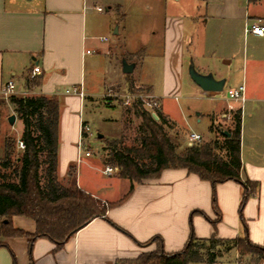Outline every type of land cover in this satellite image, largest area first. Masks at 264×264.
<instances>
[{
    "label": "crops",
    "instance_id": "obj_1",
    "mask_svg": "<svg viewBox=\"0 0 264 264\" xmlns=\"http://www.w3.org/2000/svg\"><path fill=\"white\" fill-rule=\"evenodd\" d=\"M103 2L107 12L120 16L123 24L116 27L115 18L102 21L101 25L113 31L115 41L100 50L97 46L89 48L87 32L89 10L103 7ZM132 2L125 7L122 0H0V157L4 154L5 138L13 134L15 123L20 122L16 118L14 125L10 124L14 106L3 95L4 86L14 81L15 95L30 92L56 97L60 102L59 180L66 182L68 170L74 165L81 190L103 203L120 202L105 218L93 220L60 249L45 238L37 239L32 246L27 238L6 240L8 248L0 249V264H13L12 253L19 264H31V258L34 264H115L120 259L154 251L156 245L146 243L157 236L162 238L168 254L178 253L191 237L209 239L215 233L212 222L217 215L211 206L214 191L221 214L216 235L230 241L244 237L246 231L239 211L244 188L238 182L228 181L214 189L210 182L185 169L165 170L157 179L135 184L127 196L131 186L127 184L123 192L119 185L122 178L117 174L106 176V162L92 159L93 155L78 160L81 122L90 126L85 120L87 104L95 106L101 102L106 106L102 99L109 88L125 85L123 59L135 64L132 74L147 63L149 79L135 80L158 99L160 112L172 125L169 131L180 128L187 132L186 143L192 131L178 123L168 102L181 100L189 65L193 63L203 75L212 74L215 79L226 81L220 97L219 93L203 91L191 79L194 98L188 99L200 101L193 106L197 122L207 116L212 127L227 123L231 130V115L241 110V178L259 183L257 194L244 207L243 217L250 241L264 245V49L259 48L264 46V36L247 32L253 23L264 24V0H156V5L153 0ZM126 9L140 12L130 15ZM128 17L133 20L131 25ZM131 29L135 35H146L145 44L131 45ZM104 38L100 42L107 43L109 38L103 41ZM240 38L254 44L251 63L246 50L236 60L234 48ZM138 40L141 39L135 41ZM97 52L115 60L111 62L114 77L103 79V91L98 95L86 84L87 63L96 64L92 58ZM37 65L42 70L36 78L39 85L28 90L26 78ZM240 86L245 87L244 101H229L226 91ZM74 88L83 95L67 94ZM205 100L212 105H205ZM191 107L187 106V110L191 111ZM22 130L23 126L18 139ZM12 221L15 228L28 233L36 231L35 222L30 219L14 216ZM214 264H264V260L254 262L251 256H241L232 249L221 251Z\"/></svg>",
    "mask_w": 264,
    "mask_h": 264
},
{
    "label": "trees",
    "instance_id": "obj_2",
    "mask_svg": "<svg viewBox=\"0 0 264 264\" xmlns=\"http://www.w3.org/2000/svg\"><path fill=\"white\" fill-rule=\"evenodd\" d=\"M39 83L26 78L27 89ZM9 102L14 106L16 118L22 122L20 139L25 144L23 151L17 148V138L8 136L4 141V154L0 157V249L8 248L6 240L27 238L30 246L39 238L53 242L58 249L77 232L97 218H105L117 203H103L77 186L76 166L68 170L66 182L58 178L60 102L56 97L45 95H13ZM107 107L113 105L106 103ZM138 120L135 136L127 139L104 140L106 166L118 169L117 175L132 185L145 180L157 179L165 170L185 169L189 174L210 182L213 188L228 181L243 185L244 194L240 204V217L246 231L244 237L230 241L216 235L221 214L214 191L213 210L217 220L212 222L215 233L209 239L191 237L183 250L168 254L164 242L157 236L153 243L156 249L141 253L136 258L120 259L115 264H214L221 251L237 249L241 256H251L254 262L264 260V245L252 243L247 234L243 210L248 200L257 194L259 183L243 181L241 172V110L232 114L233 128L230 137L221 129L209 142L185 147L170 136L172 125L156 110L159 120L143 104L134 103L123 111L125 130L129 129L130 114ZM212 130V126L210 128ZM127 198V197H125ZM124 200V199H123ZM21 216L35 222L36 231L28 233L13 226V217ZM202 252H204L202 254ZM13 264L16 258L12 253ZM31 264L33 260L31 258Z\"/></svg>",
    "mask_w": 264,
    "mask_h": 264
},
{
    "label": "rangeland",
    "instance_id": "obj_3",
    "mask_svg": "<svg viewBox=\"0 0 264 264\" xmlns=\"http://www.w3.org/2000/svg\"><path fill=\"white\" fill-rule=\"evenodd\" d=\"M124 3H122L125 7H128L130 4H133L134 2H132V0H122ZM156 0H153V3H155L156 5ZM103 5V7L105 8V12L104 13H99L96 9H91L89 10V31L87 32V36L89 38V43L91 47H99V49H103V46H106L108 43H113L115 41V36L113 35V31L110 32V30L106 29L103 25L102 21H106V20H113V18H115L116 21V27L120 25V23L122 22L121 17L120 16H114V12H107L106 8L107 5L106 3H100ZM155 5H152L153 8H156ZM161 9V8H160ZM131 9L127 11H125L126 14H134V12L139 13L140 11L138 9H133L134 12L131 11ZM129 21L130 25L132 23L133 20H131L130 17ZM134 19V18H133ZM123 24V23H121ZM130 27V26H128ZM134 29L130 31L129 34V38H130V43L131 45H135L136 43H142L145 44L144 42V38L146 35H142V34H138L135 35L134 34ZM104 36H106V38H109V41L106 42H100L101 38H104ZM134 36H137V38H134ZM148 36V35H147ZM141 39L135 41L136 39ZM158 48V45L155 44ZM236 47L234 48L235 51V56H236V60L241 59L244 56V52L246 50V52H248V58H249V62L251 63V59H252V52L255 49L254 44L251 41H243V38L238 39L236 42ZM260 46V45H258ZM264 49V46L259 47ZM100 49V50H101ZM144 54V53H142ZM139 58L141 57L140 53H139ZM113 56H104L101 53L97 52L95 53V55L93 56L92 59L96 60V64H92L91 62L88 61L87 63V74H86V84H87V88L88 90L92 91L94 94L98 95L103 91V79L104 78H110V77H114L113 74V64L111 62L115 61L112 59ZM119 59H122L123 57L119 56ZM139 58L137 59V61L139 60ZM142 58H144V63L147 62L146 61V56L142 55ZM115 59V58H114ZM221 60V59H220ZM219 60V61H220ZM249 63V68H251V64ZM191 65V64H190ZM189 65V67H190ZM188 67V68H189ZM150 67L147 65V63L142 67V68H138L136 70V72L134 74H130V75H125L126 77V82L125 85H118V86H113L111 88H109V90L107 91V93L105 94V96L103 97L102 101L103 103L108 100L109 102L112 103V105H116L119 108L113 109V108H109L107 106H105L104 104H102L101 102H98L97 105L93 106L90 105V103L87 104V108L85 111V120L87 122H89L92 132H93V136L90 137L86 143H87V147H89L91 149V153H92V159H99L102 161V163L104 164L105 162V158H106V152L104 151V140L108 139V140H113V139H118L120 138L122 135H124L127 139H132L135 136V132H136V128L138 125V120L135 118V116L133 115V113L130 114L129 116V129L126 131L125 130V124H124V119H123V111L126 108H131L132 105L134 103H141L146 104V102H149L150 96L151 94L147 91L146 87L143 85H140L139 83L136 82V77H138L140 80H148L150 77ZM189 70V69H188ZM116 76V75H115ZM28 77V76H27ZM157 78V77H155ZM159 78V75H158ZM131 83L133 84V87L131 88ZM184 84V91H183V95L181 97L180 101H169L168 102V108L172 111V114L175 116L176 120L178 121L179 124L185 126L188 130L192 131V132H197L200 133L202 135H204L205 137V142H209L212 139H214V137L216 136V131L219 129H224L225 130H229L228 128V124H219L217 127L214 126L212 127V130L210 132L209 128L210 126H212V123H210L211 121L207 118V116H204L202 118V122L198 123L197 122V115L196 113L193 111V106L198 104L200 101L197 100H192V99H188V97L190 98H194L193 96V92L191 91V85H194V83L192 82L191 78L189 75L185 76V80L183 82ZM33 89V88H32ZM30 89V90H32ZM107 94H110L112 96H107ZM28 95L33 96L32 93H28ZM129 95L132 96L131 99V106H126L124 104V98ZM220 97H222L224 95V93H219ZM20 96V95H18ZM199 100V99H198ZM205 105H212L211 102H208L205 100ZM199 105V104H198ZM187 106H192V110L189 111L187 110ZM148 110V108H145ZM195 110V109H194ZM198 112H201L200 109L198 110ZM232 117V115H231ZM214 123V122H213ZM21 126H22V122H16L14 125V130L12 131V135H14L17 140H18V132L19 130H21ZM169 134L172 138H174L180 145H181V149H184L185 147H187V143H186V134L187 132L183 129L179 130H174V131H169ZM178 133V134H177ZM101 135L102 138L100 139L98 136ZM118 182V181H117ZM121 185V189L124 192L125 190V186L128 185H132L128 180H120L119 182ZM118 185V187H119ZM130 191V190H129ZM213 195L214 192L212 194V198H211V206L213 207ZM217 220V219H216ZM223 248H216L214 251L218 252V251H223ZM204 252H202L203 254ZM10 257L11 254L9 253ZM15 255V254H14ZM12 258V257H11ZM16 264H19L18 262V257H16ZM13 262V260H12Z\"/></svg>",
    "mask_w": 264,
    "mask_h": 264
},
{
    "label": "built area",
    "instance_id": "obj_4",
    "mask_svg": "<svg viewBox=\"0 0 264 264\" xmlns=\"http://www.w3.org/2000/svg\"><path fill=\"white\" fill-rule=\"evenodd\" d=\"M95 9L99 13L104 12L103 7H95ZM247 32H250L256 36L263 37L264 36V24L253 23L251 27L247 29ZM103 41H107V38H104ZM91 53H92L91 51H87V54H91ZM41 74H42V70L40 66L37 65V66H34L30 70L27 78L30 80H34ZM78 93H79L78 89L76 88L67 90V94H78ZM15 94H16V85L14 81H9L3 88V95L5 96V98L9 99L11 96ZM79 94L81 96L83 95L82 93H79ZM23 95H28V94L24 93ZM244 95H245L244 86H240L234 89H229L226 91V96L229 101H242L243 102ZM107 96H112V95L107 94ZM131 99H132V96L127 95L124 98V104L126 106H131ZM150 99L151 100L149 102H146V104H144V107L148 108V110L152 112V116L153 115L157 116L156 110L159 109V101L153 95L150 96ZM105 102L112 105V103L109 102L108 100H106ZM92 136H93V132H92L91 127L86 122L82 121L81 122V134H80V140H79V145H78V149H79V154H78L79 159L78 160L79 161H83V159L88 158L92 155L91 149L87 147V143H86V141ZM203 142H205L203 136L196 132H190L187 136V146L188 147H192L194 145L201 144ZM17 148L20 151H23L25 149V144L23 143L21 139L17 140ZM117 172H118V169L110 165L105 166L103 170V173L106 176H113L117 174Z\"/></svg>",
    "mask_w": 264,
    "mask_h": 264
},
{
    "label": "water",
    "instance_id": "obj_5",
    "mask_svg": "<svg viewBox=\"0 0 264 264\" xmlns=\"http://www.w3.org/2000/svg\"><path fill=\"white\" fill-rule=\"evenodd\" d=\"M135 69V64H129L125 59L122 60V71L125 75H130ZM189 75L193 82L198 85L205 92H214V93H223L225 90L226 81L224 79L217 80L212 74L203 75L199 73L195 65L191 63L189 67ZM155 120H159L156 115H153ZM16 121V116L13 115L10 117L9 122L11 125H14ZM224 135L230 137L228 132H223ZM100 139L101 135L98 136Z\"/></svg>",
    "mask_w": 264,
    "mask_h": 264
}]
</instances>
